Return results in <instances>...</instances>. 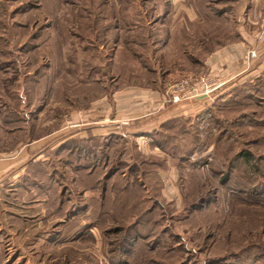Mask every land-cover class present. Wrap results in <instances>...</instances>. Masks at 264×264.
I'll return each instance as SVG.
<instances>
[{
	"label": "rangeland",
	"instance_id": "374dc122",
	"mask_svg": "<svg viewBox=\"0 0 264 264\" xmlns=\"http://www.w3.org/2000/svg\"><path fill=\"white\" fill-rule=\"evenodd\" d=\"M139 2L131 0L130 6L137 8ZM111 4L120 7L122 1L0 0V105L27 104L25 93L29 92V86L32 89L37 86L30 83L32 79L37 78L43 92L48 89L50 77L59 72H67L69 76L58 84L52 81L53 89L49 88L48 95L34 107L20 112L34 136L44 127L43 112L46 114L43 119L49 118L47 124L64 115L63 124L69 128L65 129V137L59 138L60 142L70 134L84 131L83 126L76 127L77 120L82 119L78 112H71L69 103L84 105L74 94L73 86L80 84L75 66L85 59L91 60L92 68L100 69L96 77L104 91L96 99L97 105H107L111 93L122 86L142 85L144 80L136 81L137 73L120 77L118 71L109 72L113 53L103 41L104 36L101 40L90 37L96 48L93 51L81 48L79 23L91 22L93 17L98 22L97 15H90L91 10ZM120 16H116L118 21ZM131 17L137 21V16ZM231 23L236 22H229L230 26ZM83 34L89 39L88 33ZM137 34L133 33L131 41L137 40ZM130 47L133 49L135 45ZM151 50L141 51L148 55ZM196 70L202 73L198 76L212 85L225 83L208 75L210 70ZM123 77L125 81L119 83ZM231 82L214 90L226 88L221 97L212 101V105H221L217 112V108L212 109L215 117L200 137L191 138L178 127L174 143L162 136L163 146L154 144L146 152L130 137L116 142L109 152L110 163L119 165L125 177H114L108 183L105 199L95 194L96 222H87L92 216L88 207L90 193L78 190L74 185L76 175L66 167L64 186L71 191L66 192L69 206L74 201L81 207L75 237L67 235L70 229L64 231V236L60 231L54 233V219L40 220L43 208L30 209L23 203L29 219L26 217L14 225V218L21 214L22 208L16 214H8L9 217L0 210V225L4 226L0 229V251L4 252V264H264V65L256 76ZM11 92L17 99L12 100ZM213 95L209 93L210 100ZM99 107L97 113L108 110ZM89 120L84 118L83 124L88 125ZM190 131L194 136L198 133V129ZM2 132L0 128V141L4 142ZM51 139L56 141V136L48 141ZM45 153L54 163L59 161L54 151ZM15 191L10 196L18 207L21 201L14 197Z\"/></svg>",
	"mask_w": 264,
	"mask_h": 264
},
{
	"label": "crops",
	"instance_id": "0c3cea01",
	"mask_svg": "<svg viewBox=\"0 0 264 264\" xmlns=\"http://www.w3.org/2000/svg\"><path fill=\"white\" fill-rule=\"evenodd\" d=\"M139 1L140 6L137 8L130 6L127 9L130 15L128 18L132 22L127 25V28L122 25L124 18L121 7L114 8L115 14L121 16L120 22L117 20L116 39L108 50L113 53L109 67V72L112 74L120 48L127 46L132 52L130 45L134 41L133 43L128 42V37L142 30L147 32L149 46H145V42L137 45L138 50L135 53L137 64L133 73V75L137 73L138 80L136 81L144 80L142 85H129V83L120 87L121 91L112 92L111 106L110 102H105L107 105L98 104L108 109L107 111L102 110L103 114L97 113V108L100 109V107L96 99L85 107L79 105L76 108L71 107L72 113L78 112L82 120L90 119L89 124L91 125L77 120L76 127L83 126L84 131L79 135L70 134L61 142L58 140L60 137H65L64 132L68 127L67 124H63L64 115L62 119L57 117L49 121L51 124H47L49 118L43 119L46 115L43 112L41 122L45 123L37 136L33 135L25 119L22 125L9 130L4 127L0 117V128L3 129L2 134L5 136V141H0V210L5 211L4 216L9 217L10 213L16 214L15 212H19V207H21V214L17 215L21 216L20 219L26 220L29 215H26L24 211L25 204L43 208L42 197H38L35 202L24 205L21 203L16 207L10 196V192L16 190V186L30 171L31 162L38 160L50 168L60 185H65L66 167L70 168L71 173L75 175L70 164L66 166L65 163L59 161L54 163L51 156L45 153L53 151L66 140L75 136L86 137L88 132L101 137H130L137 142L139 149H144L146 152L155 144L154 132H159L166 122L180 117L193 122L196 116L209 109L212 101L221 97L224 91L226 92V88L213 92L214 97L211 100L209 99L211 96L199 95L185 102L171 104L166 102L165 98L170 84L184 76L199 77L198 75L202 73H197L198 68L200 72L210 70L208 75L215 76L225 83L230 81L234 83L235 80L254 77L260 73L264 65V59H262L264 56V0H211L212 7L207 4L209 0H160L161 6L157 5L154 0ZM132 15L137 16V21L133 20ZM215 19L217 23L228 25L231 33L229 37L222 33L216 40H212L209 36V29ZM229 22L236 23L234 25L231 23L232 26H230ZM137 36L140 39L145 38L140 34ZM145 48L152 49L148 51V55L141 51ZM251 48L256 50V57L249 64L246 60V53ZM55 78L58 84L59 81L67 80L69 76L67 72L64 74L59 72ZM170 78L172 80L168 81ZM156 87L158 89H155ZM61 92H63L62 89ZM119 95L124 101L120 100ZM57 103L60 104L59 101ZM69 105L74 104L69 103ZM32 107L34 105L28 107L21 104L17 106V111L23 112V109ZM44 107L46 108V105L41 107V110ZM63 107L61 112H64ZM56 111L59 112L60 108H56ZM85 113L88 114L85 115ZM45 129L48 130L43 133ZM54 136H56V141L52 139L48 141ZM110 150L107 149V153ZM18 221L21 220L15 219L13 225ZM10 222L12 223L11 220ZM2 228L4 229V226L1 224L0 229Z\"/></svg>",
	"mask_w": 264,
	"mask_h": 264
},
{
	"label": "trees",
	"instance_id": "16d2710c",
	"mask_svg": "<svg viewBox=\"0 0 264 264\" xmlns=\"http://www.w3.org/2000/svg\"><path fill=\"white\" fill-rule=\"evenodd\" d=\"M120 1H122V5L120 7L122 9V16L124 18L122 25L127 28V25L132 23L128 18L130 16L127 13V9L130 7L131 0ZM154 1L157 3V5L161 6L160 0ZM207 4H210V7H212L213 2L209 0ZM115 7L116 6L113 4L110 6L104 5L101 7H95L91 10L92 14L90 15H97L99 18L98 22L94 21L95 18L93 17L90 19L91 22L79 23V27L81 28L80 40L82 49L86 51H93V49H96L94 46V39L101 40L103 36L106 39L103 41L107 46L113 44L117 35V15L114 12ZM58 25L59 24L56 26ZM83 33H88L89 39L85 37ZM146 33L147 32L144 30L138 32V34L143 35L145 38H136L137 40H134V43L131 41L133 36L131 35L128 37L127 41L135 45V47L132 49V52L127 48V46H122L118 51L114 72L118 71V75L120 77H122L121 75L123 74L124 76L133 75L137 62V58L135 56V53L138 50L137 45H142V42H145V46H148ZM222 33H224L226 37L231 35L228 25L221 22L217 23L216 19L213 20V23L209 29V36L212 37V40H216L219 37L218 35L221 36ZM91 36L94 37V39L90 38ZM86 44L88 45L86 46ZM49 70L52 71V65L49 67ZM75 70L78 73L80 84L73 86L74 94L78 100L84 102V105L81 104V106L85 107L88 106L92 100L97 99L104 91V88L99 85V79L96 77L97 72H99L100 69L96 70L95 68H92L91 60L88 58L76 64ZM52 80L56 82L55 77H50L48 89L46 90L45 88L42 92L39 85L40 82L37 80V78L32 79L30 83H34L37 86L35 89H32L31 86H29V92H26L24 95L25 100L27 101V104L25 105L28 107L31 105L35 106L40 100L44 98V96L48 95L49 90L53 89L50 88ZM124 81L125 80L123 77L119 83ZM9 96L12 98V100H15V98L17 99V95L12 92L9 93ZM17 105L20 106L21 102L13 106L0 105V117L6 129L10 130L15 126H20L17 124L22 125V115L20 112L14 109ZM219 105L221 104L214 103L207 111L200 113L199 116L196 117V120H194L195 122L184 121L182 120V117L166 122L159 132H154L155 145L160 147L163 146L165 141H163L164 138H162V136L166 137L168 141H172L173 138L176 141V133L179 128H183V130L189 134L191 138L200 137L203 133H205L207 125L209 126V123H212V117L214 116L212 109L217 108V112L220 108ZM71 107L76 108L77 105L74 104ZM191 128L198 129V133L195 136L190 131ZM47 130L48 129H45L43 133H45ZM171 130L174 131L172 134L170 133ZM121 139L122 137L120 136L101 137L88 132L86 137H72L66 140L60 146L53 149L55 152L54 155L59 159L60 162L71 165V168L76 175L74 181L78 190L80 192L88 191L90 193V203L88 204V207L90 209L89 211H92V216L88 217L87 222H96L97 220L96 207L98 199L96 198L95 194L99 193L102 197L101 199H105L108 191V183L112 182L114 177H125L124 170H119V165L115 166L114 164L110 163L112 158L110 159L109 153H107V149L114 148L113 146L117 145L118 141ZM172 143H174V141H172ZM125 162L128 163L127 161ZM31 163L32 166L30 167V171L17 186L14 197L18 198L22 203L27 201H30L31 203L38 199V197H42L41 199L44 203L43 209L44 215L46 216L45 218L49 217L54 219L56 222L55 224L58 225L56 233L60 231L61 235L64 236V231H68V229H70L67 235H73L75 237V233H77V230L80 226L81 207L67 213L66 210H68L69 203L65 200L63 205H60L63 197L60 193V182L56 180L50 168L38 160ZM120 172L121 174H119ZM132 172L133 171H130V173ZM93 194L94 196L92 197L91 195ZM63 218H65V222H61V219ZM14 219L19 218L16 217ZM19 220L23 221L22 219ZM58 235L60 236V234ZM5 262L6 259L4 252L0 251V264H4Z\"/></svg>",
	"mask_w": 264,
	"mask_h": 264
},
{
	"label": "built area",
	"instance_id": "2783aa9c",
	"mask_svg": "<svg viewBox=\"0 0 264 264\" xmlns=\"http://www.w3.org/2000/svg\"><path fill=\"white\" fill-rule=\"evenodd\" d=\"M255 57V49L249 50L246 53V60L249 64ZM223 84L224 82L221 81L218 84L212 85L205 81L201 76H184L169 85L166 92V102L176 104L191 98H195L199 95H205L209 93L212 94L214 90L220 88Z\"/></svg>",
	"mask_w": 264,
	"mask_h": 264
},
{
	"label": "flooded vegetation",
	"instance_id": "af4514ba",
	"mask_svg": "<svg viewBox=\"0 0 264 264\" xmlns=\"http://www.w3.org/2000/svg\"><path fill=\"white\" fill-rule=\"evenodd\" d=\"M52 174H53V172H52ZM54 175V174H53ZM60 193H61V195L63 196L62 197V200H61V202H60V205H63V203H64V201L66 200L68 203H69V200H70V198H69V194H66V192H71L70 190H67L66 188H65V186L64 185H60ZM37 200V199H36ZM35 200V201H36ZM34 201V202H35ZM25 203H30V201H27V202H25ZM72 204L70 205V206H68V210H66V212L67 213H69V212H71V211H74L76 208H79L80 207V204L79 203H75L74 201L73 202H71ZM13 204L15 205V204H17V202H13ZM18 204H21V202H19ZM24 205V204H23ZM29 205V204H28ZM71 206H73V207H71ZM29 208L30 209H33V207H30V205H29ZM74 208V209H73ZM68 215V214H67ZM19 219H20V217L19 216H17ZM46 216L43 214V216L41 217V221H44L46 218H45ZM61 222H65V218H63V219H61ZM56 222H54V226H52V230L53 229H55V232L54 233H56V230H57V226L58 225H56L55 224ZM53 233V234H54Z\"/></svg>",
	"mask_w": 264,
	"mask_h": 264
},
{
	"label": "bare ground",
	"instance_id": "6f19581e",
	"mask_svg": "<svg viewBox=\"0 0 264 264\" xmlns=\"http://www.w3.org/2000/svg\"><path fill=\"white\" fill-rule=\"evenodd\" d=\"M205 95H207V96H208L209 94H205Z\"/></svg>",
	"mask_w": 264,
	"mask_h": 264
}]
</instances>
